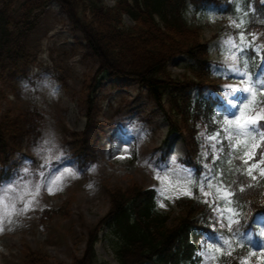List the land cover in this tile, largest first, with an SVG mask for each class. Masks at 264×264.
<instances>
[{
  "label": "rangeland",
  "instance_id": "rangeland-1",
  "mask_svg": "<svg viewBox=\"0 0 264 264\" xmlns=\"http://www.w3.org/2000/svg\"><path fill=\"white\" fill-rule=\"evenodd\" d=\"M9 1L0 0V7ZM24 1L11 3L10 11L16 17ZM104 2L114 6L116 0ZM185 19L189 25L201 29L204 42L210 44L212 73L217 82L208 83L219 84L221 91L220 94L206 92V96H214L224 104L226 121L220 132L210 134L206 128L200 129L195 120L189 123L190 117L182 110L171 113V118L181 128L179 132L188 138L194 158L200 150L203 186L212 195L204 196L200 191L202 183L199 187L196 185L195 169L186 162L188 146L180 134L168 138L165 116L146 88L132 80L98 76L99 63L89 52L82 34L74 29L59 5L51 2L39 14L37 27L30 36L29 61L21 64L18 72L10 74L12 71L6 70L0 80L4 96L0 104V123L6 119L22 122V116L29 113V119L21 124L23 130L39 132L36 138L21 146L24 147L21 153L9 156L7 169L12 175L6 182H1L5 168L0 164V264H20L27 247L46 253L50 263L72 264L73 258L85 251L89 230L108 214L110 193L119 188L128 190L129 186L155 190L159 208L172 217L181 211L178 202L203 201L210 207L215 202L217 209L213 220L217 225L212 229L231 232L237 226L233 224L231 230L227 228L226 211L223 223L218 222L221 211L218 200L223 193L206 186L213 180L208 159L219 157L224 141L235 150L248 144L247 151L252 153L253 160L246 164L247 158L242 155L243 162L257 164L253 180L264 179L260 164L264 161V153L258 159L263 144L259 125L264 121L248 125L246 136L237 137L225 131L233 129L235 119L241 116L240 99L253 93L244 91L247 77L240 60V41L252 45L264 65V32H253L241 40L234 32L237 21L214 6L197 8L190 4ZM126 23L132 25L127 18ZM233 55L238 71L231 68ZM169 68L176 78L190 72L185 57L177 58ZM190 75L181 80L190 82L193 80ZM196 94L195 89L192 95ZM164 104L171 112V102ZM261 113H264V106L247 116ZM187 124L193 134L187 131ZM17 136L8 139L14 146L12 149L28 135L19 132ZM198 139L201 146L195 144ZM237 140L241 141L239 147ZM83 153L94 157L83 164L73 158ZM4 158L6 154L1 153L0 159ZM31 159L36 160L34 164ZM187 191L193 194L186 195ZM25 205H28L27 210ZM48 209L57 210L59 216L55 219L51 215L43 216ZM194 215L201 218L198 210ZM235 219L240 220V217L237 215ZM260 225L264 226V220H260ZM261 226L260 236L264 235ZM199 246L201 264H241L242 261L264 264V248L253 249L239 261L233 257L234 248L229 240L218 236L213 240L204 234L199 237ZM97 251L100 260L116 263L108 240L102 239ZM224 257L232 259L224 261Z\"/></svg>",
  "mask_w": 264,
  "mask_h": 264
},
{
  "label": "trees",
  "instance_id": "trees-1",
  "mask_svg": "<svg viewBox=\"0 0 264 264\" xmlns=\"http://www.w3.org/2000/svg\"><path fill=\"white\" fill-rule=\"evenodd\" d=\"M49 1L27 0L22 5L24 11L19 15V19L9 15L8 10H0V80L8 68L17 70L19 65L27 60L28 39L37 24L34 12L44 9ZM56 1L67 13L75 28L83 34L89 50L99 62L100 74L137 81L148 89L150 96L163 111L164 101L168 98L171 102V112L165 113L172 132L181 130L171 118L172 114L176 111L181 113V110L190 117L189 123L195 118L196 124L203 119L206 122L204 126L209 128L212 123L217 124L215 109L218 104L211 99H205L203 92L195 101L189 94V89L193 86L203 88L208 85L210 76L208 45L201 41L199 29L189 27L184 18V11L190 0H116L114 7H107L104 0ZM199 1L210 3L214 0ZM230 10L239 19V16H242L243 24L248 27L256 21L264 24V5L258 0H235L234 4L230 5ZM124 16L134 25L127 26L123 20ZM156 16L160 17L162 23L157 22ZM179 55H185L193 62L190 69L199 79L198 82H180L169 72V63ZM242 60L249 75L250 85L257 92L260 91V64L255 54L251 49L245 48ZM243 104L244 111H248L247 100H244ZM28 119L29 113H25L22 122L6 119L4 123H0V150L4 149V153L10 149L17 150V147L12 149L14 146L8 139L18 137L19 132L36 134V131L23 130L21 124ZM186 127L187 131L193 134L190 124ZM23 139L20 143L24 142ZM185 140L190 145L187 137ZM195 144L198 145V142ZM241 151L243 152V149ZM79 157L86 158L89 155L83 153ZM241 166L239 161L232 162L230 150L215 162L217 179H220L223 173V180L237 193L233 200L222 203L241 211L245 216L238 232L246 229L243 224L247 221L248 213L254 211V215L264 212V204L261 201L264 199V182L261 186L249 187L244 181L243 184L247 183L248 187L241 194L235 184L237 175L241 180L246 178L241 172ZM110 195L111 209L100 227L108 229L107 236L115 252L117 264L199 262L193 261L196 245L191 239L201 230L202 225L210 224L206 219V209L203 211L201 208L186 206L182 216L172 219L170 215L157 211L154 191H145L136 186L128 190L115 189ZM195 210L199 211L200 217L205 215V219L195 216ZM51 214L55 216L56 213L51 211ZM98 242L99 229L90 231L86 250L81 257L74 259L73 264H110L98 260ZM248 243L254 242L246 240L244 245ZM246 252L247 250L240 254ZM46 258L47 255L28 249L22 264H52Z\"/></svg>",
  "mask_w": 264,
  "mask_h": 264
},
{
  "label": "snow or ice",
  "instance_id": "snow-or-ice-1",
  "mask_svg": "<svg viewBox=\"0 0 264 264\" xmlns=\"http://www.w3.org/2000/svg\"><path fill=\"white\" fill-rule=\"evenodd\" d=\"M255 35V34H253ZM244 36H245V33H241V40L244 39ZM232 61H233V64L231 65V68L233 71H238V69H236L235 67V62H236V56L233 55L231 57ZM244 75H248L247 72L244 73ZM235 87V86H234ZM244 91H248V92H255V89L251 88V87H248V86H245L244 87ZM53 94H56V92L54 91ZM229 103H231V101H229ZM245 107H247V105H245ZM258 121H264V113H261L259 115H252V116H245L243 113H241V116L237 119H235L234 121V124H235V127L233 129H225V131H230L232 133H234L237 137H240V136H246L248 135L249 133V129H248V125H255L257 124ZM214 139V137L212 138ZM241 143L240 140H237V144L236 146L239 147V144ZM253 147H255V145H253ZM244 155L246 156V160L244 161L246 164H248L250 161L253 160V155L251 152H248L246 151L244 153ZM123 158V157H122ZM173 160H175L176 158L175 157H172ZM262 168H261V174L264 175V161H261L260 162ZM257 169V164L255 163H251L249 165V167L247 168V175L249 178H252V179H255V175H254V170ZM209 180H211V177L208 178ZM221 181H223V173H221ZM211 185L209 184V187ZM251 187V186H249ZM49 193H51V188L48 189ZM200 191L203 193L204 196H210L212 195V193L208 192L205 190V187L202 185L200 187ZM217 192L218 193H223V197H222V200L223 202H230L231 200H233L237 193L234 192L232 190V188L225 184L223 188H217ZM239 192L242 194L245 192V185L241 184L240 187H239ZM186 195H192V191H187L185 193ZM207 202V201H206ZM163 206V205H162ZM213 207L215 208V202H213ZM28 209V205H25V210ZM227 212L228 215H227V228L228 229H232L233 227V224H239L241 223L240 220H237L235 219V217L237 215H239V213H237L233 207H228L227 209H221L220 211V219L218 222L220 223H223V220H224V212ZM261 229L262 231H264V226H261ZM2 230V229H0ZM228 242V241H226ZM213 247H215V245H213ZM220 251H223V249H218ZM241 264H245L244 261L241 262Z\"/></svg>",
  "mask_w": 264,
  "mask_h": 264
}]
</instances>
